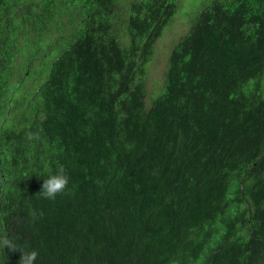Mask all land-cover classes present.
I'll return each instance as SVG.
<instances>
[{
    "label": "trees",
    "instance_id": "obj_1",
    "mask_svg": "<svg viewBox=\"0 0 264 264\" xmlns=\"http://www.w3.org/2000/svg\"><path fill=\"white\" fill-rule=\"evenodd\" d=\"M122 1L0 0V237L35 264H264V0H197L147 103L177 0Z\"/></svg>",
    "mask_w": 264,
    "mask_h": 264
},
{
    "label": "rangeland",
    "instance_id": "obj_2",
    "mask_svg": "<svg viewBox=\"0 0 264 264\" xmlns=\"http://www.w3.org/2000/svg\"><path fill=\"white\" fill-rule=\"evenodd\" d=\"M128 1L129 0H123L118 3V10L120 13H123V5ZM196 2L197 0H177L175 14L153 43L152 55L146 66V96L144 98L146 103L149 101V97L153 95L161 85L169 51L178 38L188 29L190 18L196 11L193 10V4ZM198 6H200V3Z\"/></svg>",
    "mask_w": 264,
    "mask_h": 264
},
{
    "label": "clouds",
    "instance_id": "obj_3",
    "mask_svg": "<svg viewBox=\"0 0 264 264\" xmlns=\"http://www.w3.org/2000/svg\"><path fill=\"white\" fill-rule=\"evenodd\" d=\"M26 135L29 140H39L40 138L38 133H33L31 131ZM69 179L70 178L65 173V169L61 167L57 174L50 175L44 179L40 195L44 199L54 201L58 195L65 194L68 191ZM4 247H7L10 251H20L19 246L15 241L7 235L0 237V249H3ZM20 253L19 264H35L39 255L38 251L35 249L30 251H20Z\"/></svg>",
    "mask_w": 264,
    "mask_h": 264
}]
</instances>
